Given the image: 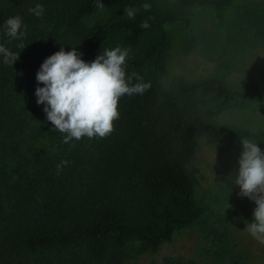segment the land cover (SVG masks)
I'll return each mask as SVG.
<instances>
[{
	"label": "trees",
	"instance_id": "obj_1",
	"mask_svg": "<svg viewBox=\"0 0 264 264\" xmlns=\"http://www.w3.org/2000/svg\"><path fill=\"white\" fill-rule=\"evenodd\" d=\"M133 1L102 0L113 9L110 19L85 25L83 17L98 0H0V44L18 55L13 64L0 60V264H126L155 253L176 232L202 224L212 210L195 195L199 179L190 162L198 141L264 140V130L205 120L199 108L206 103L208 113L217 114L264 100V88L232 89L216 75L175 77L168 86L158 82L166 71V25L188 24L190 13H136L128 20L123 12ZM38 3L44 8L40 17L29 12ZM183 3L209 8L220 20L232 0ZM16 15L24 26L19 40L3 30L4 21ZM194 42L192 37L189 46ZM117 45L127 49L125 73L151 87L117 101L118 119L106 137L62 142L64 134L35 102L39 65L61 46L75 47L91 61ZM61 161L68 163L57 174ZM238 191L225 192L228 217L249 222L254 202ZM165 261L199 264L188 258Z\"/></svg>",
	"mask_w": 264,
	"mask_h": 264
},
{
	"label": "rangeland",
	"instance_id": "obj_2",
	"mask_svg": "<svg viewBox=\"0 0 264 264\" xmlns=\"http://www.w3.org/2000/svg\"><path fill=\"white\" fill-rule=\"evenodd\" d=\"M148 5L147 9L143 6ZM134 14L152 16L163 12L190 13L188 24L166 25L169 46L166 71L158 82L168 86L175 77L192 81L204 76L221 77L232 89L249 84L264 88V0H232L218 20L209 8L185 6L183 0H134L126 9ZM110 7H97L82 19L85 25L107 21ZM124 14V12H123ZM125 15V14H124ZM192 37L195 42L191 45ZM34 98L26 97L31 110ZM203 119L258 133L264 130V100L230 106L209 114V106L199 103ZM39 109H37L38 111ZM41 110V109H40ZM37 118H41V114ZM256 141L264 149V140ZM240 138L218 143L199 140L190 167L199 179L195 190L198 199L212 205L200 225L184 228L155 253H143L126 264H169L166 258H188L201 264H230L240 261L264 264V245L247 232V220L228 217L225 192L238 189L229 177L234 174L240 152Z\"/></svg>",
	"mask_w": 264,
	"mask_h": 264
},
{
	"label": "clouds",
	"instance_id": "obj_3",
	"mask_svg": "<svg viewBox=\"0 0 264 264\" xmlns=\"http://www.w3.org/2000/svg\"><path fill=\"white\" fill-rule=\"evenodd\" d=\"M97 6L103 7L102 0H98ZM143 7L147 9L148 5ZM29 12L40 17L44 13L43 5L38 3ZM124 14L128 20L134 18L133 9H125ZM147 26V23L139 25ZM3 30L7 37L21 39L24 36L21 17H8ZM81 57L75 47L65 51L61 46L43 59L35 73L38 84L34 90L35 102L43 106L45 119L52 128L64 134V143L84 136L106 137L111 132V123L118 119L117 101L122 96L141 95L151 87L150 82L142 81L135 73H125L128 53L119 45L105 48L91 61ZM17 58L18 55L0 44V60L13 64ZM240 145L237 166L229 180L238 186V195L254 202L246 228L253 239L264 245V149L251 139L240 138ZM67 163L61 161L57 165V174Z\"/></svg>",
	"mask_w": 264,
	"mask_h": 264
}]
</instances>
